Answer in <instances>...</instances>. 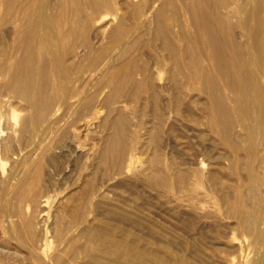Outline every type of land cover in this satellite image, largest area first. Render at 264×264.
Masks as SVG:
<instances>
[{
	"label": "rangeland",
	"instance_id": "obj_1",
	"mask_svg": "<svg viewBox=\"0 0 264 264\" xmlns=\"http://www.w3.org/2000/svg\"><path fill=\"white\" fill-rule=\"evenodd\" d=\"M139 1L150 13L163 0ZM41 2L49 5V16L58 11L59 0ZM176 2L184 24L186 4ZM112 7L87 35L92 51L82 40L74 42L80 45L71 56L75 77L94 72L97 52L103 64L120 54L111 32L123 11ZM89 8L83 3L86 13ZM1 14L0 32L10 28ZM155 26L153 22L143 31L130 53L141 66L137 79L151 69L154 89L127 81L108 101L113 90L103 88L104 104L88 108L81 121L73 111L70 120L79 122L62 137L52 121L65 107L58 104L34 118V108L21 100L22 91L4 85L9 78L0 70V264H87L90 254L106 264H146L153 256L170 264H264V123L257 119L259 107L252 106L253 118L242 114L236 91L208 67L207 59L202 62L209 71L198 69L201 86L187 56L189 63L176 78L181 98L173 104V63L152 35ZM243 32L241 27L234 31L246 44ZM9 61L0 60V69ZM239 61L246 63L245 58ZM115 126L124 151L106 158L100 151Z\"/></svg>",
	"mask_w": 264,
	"mask_h": 264
},
{
	"label": "bare ground",
	"instance_id": "obj_2",
	"mask_svg": "<svg viewBox=\"0 0 264 264\" xmlns=\"http://www.w3.org/2000/svg\"><path fill=\"white\" fill-rule=\"evenodd\" d=\"M115 1L119 7L112 0H59V5L55 3L58 11L56 9V12L51 13L53 10H50L51 15L49 16V5L40 3V0H0L2 21L6 23L5 26L10 25L9 29L6 30L5 28L0 32V43L3 44V48L0 49V60L8 59L12 61H9L8 64L4 63V66L1 65V67L3 66L0 69L2 74L9 78L8 84L4 85H7L11 90L22 91L20 93L22 94L21 100L23 98V101H26L27 107L31 105L32 110L34 108V112L32 111L34 118L49 114L58 104L61 105V108L65 107V112L61 116L57 115L59 117L52 121L54 126H59V129H57L61 131L62 137L67 135L70 128L79 122L76 123L75 120L72 119L75 122L70 120L73 111L78 114V118L75 119L81 121L85 117L88 108L104 104L105 100L100 99L103 88L109 87L110 90H113L108 101L115 97V91L118 92L120 89H117L127 81H131L139 89L143 86L154 89L151 69L148 70V73H141L142 79L138 80L136 74H138L141 66L137 58L130 56L143 31L147 33L154 22L156 29L154 33L152 32V35L162 41V47L167 51V55L173 63V72L170 71L175 92L173 104L177 106L181 98V87L176 78H180L178 74L183 71L185 64L188 62L184 61L186 60L184 57L189 58L190 63L188 62V65H190L189 67L193 72V79L197 81L201 78L200 74V78L198 76V69L207 66L203 64L202 60L207 59L209 62L208 67H214L221 76L227 79L229 86L236 91L238 110L247 117L253 118L251 108L256 104L260 110L257 119L260 123H264V0H240L239 3L230 0L231 4L227 3V0H180L185 2V13L188 15V22L184 24L181 23L184 21L181 20L180 22L176 2L178 0H163L156 11L150 12L153 18L148 13L147 5H143L139 0ZM83 3L90 6L89 13L84 11ZM232 3L236 4L233 6ZM113 5L116 7L115 9L123 11L119 15L116 28L111 32L112 39L118 42L115 45L116 48H121L120 54L110 57L111 60L109 62L105 60L108 63L103 64L100 56L96 57L100 51L97 52L93 59L95 64L90 63L94 67V72L87 78L81 73H79L81 77H77L78 75L75 77L71 56L80 45L76 47L74 42L80 39V41H83L82 45L88 51H92L87 35L96 21L109 14L108 10ZM180 6L182 7V5ZM52 8L55 7L52 6ZM169 10H171V13H169ZM236 27H241L244 31L246 44L241 43L235 35ZM136 33H138L137 36ZM79 55L76 57H81L80 61L82 62L84 58ZM204 57L205 59H203ZM240 58L246 59L244 65L239 63ZM85 59L88 60L87 57ZM77 68L83 69L82 64L77 65ZM85 70L86 68H84ZM206 70H208L207 67ZM51 71H54L53 74L56 76L53 75L55 78L52 81L50 80L52 77H49ZM105 76L108 78L107 81L104 78ZM212 79L211 77V81ZM215 79L218 83L216 77ZM204 80L208 83V86L213 85L210 80ZM201 83L203 82L201 81ZM207 83L205 84L207 85ZM135 85L134 87H136ZM217 93L219 94V92ZM156 99L157 96L154 94L155 102ZM228 103L226 102V104ZM13 118L17 119V115L13 114ZM225 124L227 125V122ZM253 125L255 126L254 123ZM261 125L263 126V124ZM58 130L55 131L54 129L53 131L58 133ZM262 132L264 131L262 130ZM227 143L229 142L227 141ZM122 147L121 132L115 126L114 131L107 136L106 144L101 149L100 154L104 157L112 154H123L124 149ZM234 148L237 149L238 146ZM257 216L259 217L258 214ZM100 231H96L98 235L101 234ZM152 258L151 263L146 264H170L158 256ZM88 259L87 264H106V261L103 262L95 255H88ZM140 264L145 263L140 262Z\"/></svg>",
	"mask_w": 264,
	"mask_h": 264
}]
</instances>
